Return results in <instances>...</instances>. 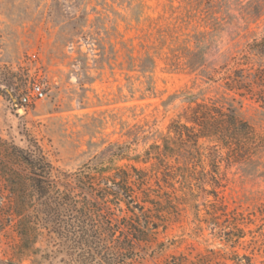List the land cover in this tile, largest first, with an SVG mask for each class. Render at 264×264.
<instances>
[{
  "label": "rangeland",
  "instance_id": "374dc122",
  "mask_svg": "<svg viewBox=\"0 0 264 264\" xmlns=\"http://www.w3.org/2000/svg\"><path fill=\"white\" fill-rule=\"evenodd\" d=\"M263 36L264 0H0V137L20 146L38 139L64 171L110 160L137 165L151 171L153 187L184 196L159 244L140 252L134 264H167L173 255H184L188 264L203 255L211 264H231L235 249L264 264V149L249 164L222 161L217 191L227 216L212 206L215 197L201 182L188 189L171 179L174 186H167L154 160L137 158L203 100L234 108L264 141V104L228 88L241 63L260 62L250 46ZM33 83H42L46 96L23 106L20 97ZM208 179L202 186L211 190ZM189 190L193 197L185 196ZM233 212L246 230L234 248L222 236L232 229ZM47 245L43 239L36 254L25 250L11 224L0 233V259L86 260Z\"/></svg>",
  "mask_w": 264,
  "mask_h": 264
},
{
  "label": "trees",
  "instance_id": "16d2710c",
  "mask_svg": "<svg viewBox=\"0 0 264 264\" xmlns=\"http://www.w3.org/2000/svg\"><path fill=\"white\" fill-rule=\"evenodd\" d=\"M250 51L260 62L241 63L228 76V88L241 96L256 95L264 104V36L252 43ZM263 149L261 135L234 108L203 100L185 109L160 141L137 158L145 163L154 160L167 186H174L171 179L180 180L188 189L193 181L201 182L198 187L215 197L212 206L227 216L228 207L218 202L222 161L249 164ZM110 162L85 163L73 172L64 171L38 139L28 137V144L20 146L0 137V233L12 224L22 247L34 254L44 239L58 254L71 259L77 253L85 256L84 264H134L140 252L159 244L160 231L180 213L185 197L153 187L150 170ZM206 176L211 190L202 186ZM156 183L161 187L160 180ZM193 193L189 190L185 196L193 197ZM240 216L233 212L232 229L222 232L226 237L221 234L232 248L246 235L238 224ZM228 259L231 264H254L252 255H241L236 249ZM185 260L184 255H173L167 264H188ZM210 262L203 255L192 264ZM0 264L18 263L0 259Z\"/></svg>",
  "mask_w": 264,
  "mask_h": 264
},
{
  "label": "built area",
  "instance_id": "2783aa9c",
  "mask_svg": "<svg viewBox=\"0 0 264 264\" xmlns=\"http://www.w3.org/2000/svg\"><path fill=\"white\" fill-rule=\"evenodd\" d=\"M46 96L45 87L42 83H33L27 93L20 97V104L29 106Z\"/></svg>",
  "mask_w": 264,
  "mask_h": 264
}]
</instances>
